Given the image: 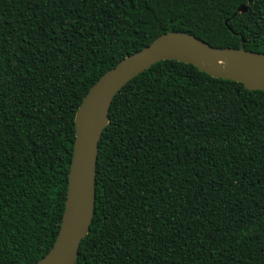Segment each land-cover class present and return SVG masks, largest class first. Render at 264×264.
<instances>
[{
    "label": "trees",
    "instance_id": "1",
    "mask_svg": "<svg viewBox=\"0 0 264 264\" xmlns=\"http://www.w3.org/2000/svg\"><path fill=\"white\" fill-rule=\"evenodd\" d=\"M167 31L264 53V0H0V264L48 251L82 96ZM73 264H264V90L173 59L128 80Z\"/></svg>",
    "mask_w": 264,
    "mask_h": 264
},
{
    "label": "water",
    "instance_id": "2",
    "mask_svg": "<svg viewBox=\"0 0 264 264\" xmlns=\"http://www.w3.org/2000/svg\"><path fill=\"white\" fill-rule=\"evenodd\" d=\"M164 59L190 63L210 76L241 82L248 90H264V53L244 50L242 40L238 47H213L182 31L157 35L104 71L75 110V137L59 227L48 251L33 264L75 262L78 244L92 217L97 142L107 124L110 101L133 76Z\"/></svg>",
    "mask_w": 264,
    "mask_h": 264
}]
</instances>
